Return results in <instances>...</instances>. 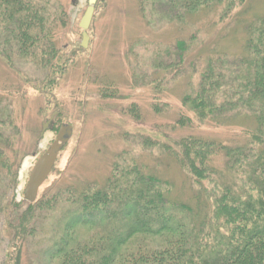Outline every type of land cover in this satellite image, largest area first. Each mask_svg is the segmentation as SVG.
I'll return each instance as SVG.
<instances>
[{"label":"trees","instance_id":"obj_1","mask_svg":"<svg viewBox=\"0 0 264 264\" xmlns=\"http://www.w3.org/2000/svg\"><path fill=\"white\" fill-rule=\"evenodd\" d=\"M136 2L142 16L155 8L190 29L201 15L218 11L205 28L219 27L222 35L241 28L242 51L230 56L221 37L198 40V28L196 37L189 32L176 41L173 57L204 69L197 82L195 72L184 78L171 121L159 124L155 139L143 138L138 156L117 155L102 184L48 188L34 203L24 202L7 225L12 240L22 244L34 238L37 224L51 221L46 254L52 264H264V13L249 17L253 0ZM64 19L55 0H0V59L12 71L16 58L33 66L41 74L34 84L41 97L67 62L58 36ZM171 71L179 74L177 67ZM93 81L102 96L115 89L103 76ZM163 82L154 86V114L170 108L155 98ZM127 113L141 118L136 105ZM1 116L0 175L13 188L23 157L16 125L22 120L10 110ZM164 160L179 170L180 186L163 175ZM12 259L18 264L17 255Z\"/></svg>","mask_w":264,"mask_h":264},{"label":"rangeland","instance_id":"obj_2","mask_svg":"<svg viewBox=\"0 0 264 264\" xmlns=\"http://www.w3.org/2000/svg\"><path fill=\"white\" fill-rule=\"evenodd\" d=\"M55 1L65 15L64 27L58 36L67 62L62 75L51 76L54 84L44 88L42 94L45 96L41 97L40 90L34 87L41 74L33 66L16 58L12 71L0 59V117L1 112L10 110L22 120L16 125L22 133L20 143L23 145L15 187L12 188L6 174L0 175V264H13L15 255L19 257L18 264L53 263L48 260L46 251L53 240L55 222L37 224L34 238L26 237L22 244L12 240L13 226L7 225L23 209V192L29 173L36 159L54 141L60 125H71L73 134L39 193L48 188L56 191L70 185L78 186L81 182L102 184L117 155L128 150L130 154H124L125 159L138 156L142 152L139 143L143 138L155 139L159 124L173 118V107L178 105V98L186 90L187 74L195 72L193 82H197L204 69L198 61L190 65L188 57L183 61L173 57L172 45L188 37L189 32L196 37L197 29L194 28L202 30L197 33L198 40L221 37L220 43L230 56H238L242 51L245 34L241 28L235 27L226 35L219 33V27L214 31L205 28V22L215 18L218 11L205 18L201 15L190 29L168 22L155 8L142 16L136 0H97L87 31L88 46L82 50V30L78 25L88 0ZM252 4L249 17L264 13V0H253ZM172 67L178 68L177 76L172 73ZM96 76H103L106 80L103 83H112L115 89L108 96L98 93L93 81ZM27 79L30 83L25 82ZM161 79L164 80L163 91L155 98L168 101L171 109L166 107L162 114H154L151 99L158 93L154 86ZM4 87L8 90V98ZM132 105H136L141 114L138 121L127 113ZM59 109L61 113L54 119V129L45 133L47 142L40 148L43 139L38 145L35 142L41 123ZM163 163V175L180 186L183 179L177 167L169 166L166 160Z\"/></svg>","mask_w":264,"mask_h":264},{"label":"water","instance_id":"obj_3","mask_svg":"<svg viewBox=\"0 0 264 264\" xmlns=\"http://www.w3.org/2000/svg\"><path fill=\"white\" fill-rule=\"evenodd\" d=\"M97 0H88L87 7L82 18L79 21V28L82 30L80 48L86 50L89 42V36L87 31L90 27L94 8ZM61 110L55 112L48 120L41 123V130L36 138V145L43 139L47 131L53 130L54 118L59 116ZM73 134V127L71 125L63 124L57 129L55 139L45 152L39 156L28 176L27 183L23 192V201L27 204H32L36 201L38 192L42 185L46 182L50 174L52 173L59 154L61 153L64 146L69 142Z\"/></svg>","mask_w":264,"mask_h":264},{"label":"bare ground","instance_id":"obj_4","mask_svg":"<svg viewBox=\"0 0 264 264\" xmlns=\"http://www.w3.org/2000/svg\"><path fill=\"white\" fill-rule=\"evenodd\" d=\"M47 142V137L45 136L43 140L40 142L39 147L42 148Z\"/></svg>","mask_w":264,"mask_h":264}]
</instances>
